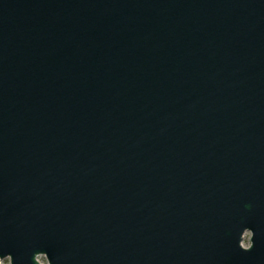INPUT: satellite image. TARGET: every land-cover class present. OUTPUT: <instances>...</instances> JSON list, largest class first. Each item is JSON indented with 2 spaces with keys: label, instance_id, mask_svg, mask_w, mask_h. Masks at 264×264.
I'll use <instances>...</instances> for the list:
<instances>
[{
  "label": "water",
  "instance_id": "95a60500",
  "mask_svg": "<svg viewBox=\"0 0 264 264\" xmlns=\"http://www.w3.org/2000/svg\"><path fill=\"white\" fill-rule=\"evenodd\" d=\"M38 257L264 264V0H0V261Z\"/></svg>",
  "mask_w": 264,
  "mask_h": 264
},
{
  "label": "rangeland",
  "instance_id": "374dc122",
  "mask_svg": "<svg viewBox=\"0 0 264 264\" xmlns=\"http://www.w3.org/2000/svg\"><path fill=\"white\" fill-rule=\"evenodd\" d=\"M242 243H243V247H247L250 245V233H245ZM40 260L43 264H47L44 257H41ZM0 264H10L9 259L7 258L0 261Z\"/></svg>",
  "mask_w": 264,
  "mask_h": 264
},
{
  "label": "built area",
  "instance_id": "2783aa9c",
  "mask_svg": "<svg viewBox=\"0 0 264 264\" xmlns=\"http://www.w3.org/2000/svg\"><path fill=\"white\" fill-rule=\"evenodd\" d=\"M40 259H41V257H38V261H39L40 263H42ZM42 264H43V263H42Z\"/></svg>",
  "mask_w": 264,
  "mask_h": 264
}]
</instances>
